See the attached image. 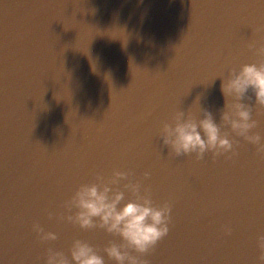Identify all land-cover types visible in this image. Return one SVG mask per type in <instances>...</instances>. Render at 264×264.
<instances>
[{"label":"water","instance_id":"1","mask_svg":"<svg viewBox=\"0 0 264 264\" xmlns=\"http://www.w3.org/2000/svg\"><path fill=\"white\" fill-rule=\"evenodd\" d=\"M261 25L264 0H0V264H44L48 247L68 255L74 239L119 242L55 219L79 185L113 170L172 204L149 264H256L255 146L236 138L233 159L196 161L170 155L159 135L176 110L200 106L219 123L218 76L256 62L247 45ZM253 118L264 136V116ZM34 222L58 239L40 243Z\"/></svg>","mask_w":264,"mask_h":264},{"label":"clouds","instance_id":"2","mask_svg":"<svg viewBox=\"0 0 264 264\" xmlns=\"http://www.w3.org/2000/svg\"><path fill=\"white\" fill-rule=\"evenodd\" d=\"M254 31L264 33V25ZM247 47L257 57L256 62L243 64L239 69L230 68L227 77L218 76L225 98L219 123L200 106L198 114L191 108L187 112L176 110L171 122H163L159 138L170 155L177 158L194 154L195 160L201 161L210 153L214 161L221 156L231 160L238 155L240 141L236 138H240L254 145L256 154L264 160V136L252 131L258 126L254 110L256 116H264V35ZM199 99L195 102L198 105ZM150 176L148 171L143 173L144 179ZM61 207L65 212L55 214L56 220L82 230L101 229L118 237L119 242L109 240L100 249L74 239L68 255L48 247L44 264H106L105 256L114 264H149L144 257L155 252L158 243L169 234L172 222V204L155 203L151 188L134 179L131 171L113 170L107 177L97 173L92 182L79 185ZM53 216L48 212L49 220ZM32 231L42 244L58 239L57 233L46 231L39 222L32 224ZM224 231L231 235L232 229L225 226ZM256 247L259 251L256 264H264V233L256 237Z\"/></svg>","mask_w":264,"mask_h":264}]
</instances>
